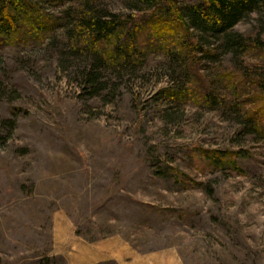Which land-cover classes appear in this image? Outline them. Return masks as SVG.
I'll list each match as a JSON object with an SVG mask.
<instances>
[{"label":"rangeland","instance_id":"rangeland-1","mask_svg":"<svg viewBox=\"0 0 264 264\" xmlns=\"http://www.w3.org/2000/svg\"><path fill=\"white\" fill-rule=\"evenodd\" d=\"M32 3L52 18L69 5ZM65 26L53 47L0 40V264H264V139L240 131L233 94L212 83L214 110L171 103L160 92L183 72L150 54L89 97L58 59ZM235 31L264 45V11ZM187 67L201 96L220 73L264 77V50Z\"/></svg>","mask_w":264,"mask_h":264},{"label":"trees","instance_id":"trees-1","mask_svg":"<svg viewBox=\"0 0 264 264\" xmlns=\"http://www.w3.org/2000/svg\"><path fill=\"white\" fill-rule=\"evenodd\" d=\"M65 1L69 5L60 17L52 18L32 0H0V40L53 47L55 29L64 21L58 59L75 71L80 88L89 97H98L111 87L108 76L114 80L133 76L136 69L145 67L150 54L163 55L172 73L183 72L184 78L180 87L160 92L169 102L202 104L214 110L218 102L209 87L212 83L222 85L236 99L230 109L240 113V131L264 139L262 125L257 124L258 116L264 124V77L240 67L205 81L200 96L195 86L201 81L187 67L188 63L192 68L197 66L200 57L217 63L220 57L236 60L262 52L259 37L247 38L235 27L253 15H262L264 0H120L131 12L123 16L101 8L98 0ZM148 11L147 15L142 13ZM140 25H147L152 32L148 41L142 40ZM112 86L110 91L116 88ZM10 124L13 128L14 122Z\"/></svg>","mask_w":264,"mask_h":264}]
</instances>
